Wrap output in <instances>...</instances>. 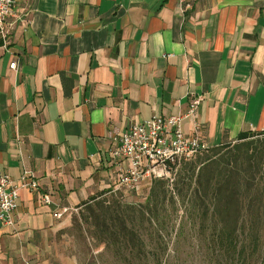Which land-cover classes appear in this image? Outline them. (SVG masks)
I'll use <instances>...</instances> for the list:
<instances>
[{
	"label": "crops",
	"instance_id": "1",
	"mask_svg": "<svg viewBox=\"0 0 264 264\" xmlns=\"http://www.w3.org/2000/svg\"><path fill=\"white\" fill-rule=\"evenodd\" d=\"M15 14L0 39V176L30 170L53 202L21 190L0 264H82L71 215L115 192L112 136L134 123L200 98L210 147L264 132V0H16Z\"/></svg>",
	"mask_w": 264,
	"mask_h": 264
},
{
	"label": "rangeland",
	"instance_id": "2",
	"mask_svg": "<svg viewBox=\"0 0 264 264\" xmlns=\"http://www.w3.org/2000/svg\"><path fill=\"white\" fill-rule=\"evenodd\" d=\"M254 140L253 161L222 164L235 142L212 157L209 148L137 191L74 209L72 255L82 264H264V135ZM234 228L237 248L225 236Z\"/></svg>",
	"mask_w": 264,
	"mask_h": 264
},
{
	"label": "built area",
	"instance_id": "3",
	"mask_svg": "<svg viewBox=\"0 0 264 264\" xmlns=\"http://www.w3.org/2000/svg\"><path fill=\"white\" fill-rule=\"evenodd\" d=\"M15 4L16 0H0V39L4 46L10 43L18 24ZM17 66L16 60L10 64L11 68ZM199 103L200 98H192L185 113L155 115L146 122H136L112 136L110 155L120 165L115 191H137L144 183L150 184L153 178L164 177L171 168L180 165L182 160H191L211 148L198 131L196 118ZM185 119L194 120V133H186L183 125ZM22 189L39 192L43 203L53 202L51 193L40 191L39 181L32 171L25 170L18 180L3 174L0 176V221L3 224L15 225V212ZM66 211L68 208L56 212L55 216L61 217Z\"/></svg>",
	"mask_w": 264,
	"mask_h": 264
},
{
	"label": "trees",
	"instance_id": "4",
	"mask_svg": "<svg viewBox=\"0 0 264 264\" xmlns=\"http://www.w3.org/2000/svg\"><path fill=\"white\" fill-rule=\"evenodd\" d=\"M264 132H242L239 134V137L237 139V141L235 142L236 144L233 146V152L229 151V153L227 155H223L222 157V164L226 163L229 164L232 161L238 162V160H246V161H253L256 158V153H255V148L253 147V144H255V138L263 136ZM237 142H239V144H237ZM231 144V143H229ZM230 146H228V144H223V145H219V146H214L211 147V157L214 154H218L219 150L225 149L228 150ZM235 149V150H234ZM234 157L237 158V160H234ZM264 157V156H263ZM212 161V160H211ZM212 162H211V166H212ZM211 184L212 181H211ZM108 190H104L102 192H100L98 194V196H93L91 197V201H101L100 199L104 198V200H102L103 202L106 201V198L104 195H106ZM220 194L222 195H226L229 197V191L227 189V186L224 190L220 191ZM90 203V202H85V204ZM237 230L234 228L232 229V231L230 232V234H225L226 237H228L232 242V245H234L237 248ZM245 247V244L242 248Z\"/></svg>",
	"mask_w": 264,
	"mask_h": 264
}]
</instances>
